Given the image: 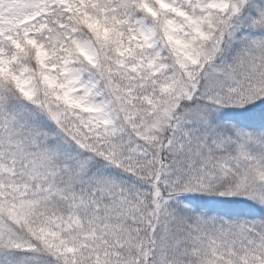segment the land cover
Returning a JSON list of instances; mask_svg holds the SVG:
<instances>
[{
	"label": "snow or ice",
	"instance_id": "1",
	"mask_svg": "<svg viewBox=\"0 0 264 264\" xmlns=\"http://www.w3.org/2000/svg\"><path fill=\"white\" fill-rule=\"evenodd\" d=\"M0 264H264V0H0Z\"/></svg>",
	"mask_w": 264,
	"mask_h": 264
}]
</instances>
